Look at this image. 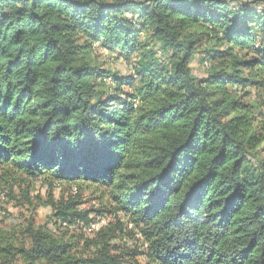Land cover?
<instances>
[{"label": "trees", "instance_id": "trees-1", "mask_svg": "<svg viewBox=\"0 0 264 264\" xmlns=\"http://www.w3.org/2000/svg\"><path fill=\"white\" fill-rule=\"evenodd\" d=\"M97 44L136 61L112 95L85 57ZM248 87L264 97V0H0V185L111 190L145 264H264V99L245 101ZM48 204L55 224L91 229L75 201ZM29 238L0 231V264H124L104 229L81 254L44 229Z\"/></svg>", "mask_w": 264, "mask_h": 264}, {"label": "rangeland", "instance_id": "rangeland-1", "mask_svg": "<svg viewBox=\"0 0 264 264\" xmlns=\"http://www.w3.org/2000/svg\"><path fill=\"white\" fill-rule=\"evenodd\" d=\"M105 1L110 3L113 0ZM140 42L148 44L150 49L157 48L148 32L140 35ZM203 50L200 48L197 51L195 61L191 66L198 78L206 77L210 68L209 63H202ZM85 57L92 67L104 70L111 75L104 80H97L100 89L108 90L114 87L113 75L129 77L135 74L136 61H127L118 53L109 51L98 44ZM165 65L170 67L168 60L165 61ZM111 89L107 92L112 95L113 89ZM125 91L130 93L128 89ZM247 92H250L252 96H248L245 101L255 100L257 105L263 102L264 97L257 90L248 87ZM256 113L258 115L261 111L257 109ZM16 179L17 182L10 180L8 184L0 185V231L4 234L18 242L25 241L29 245V231L44 229L54 238L72 243L71 253L81 254L86 250L85 241L97 238L98 232L104 229L113 237L111 241L113 254L120 257L124 264L146 263V257L139 255L147 249L140 229L132 223L129 215L110 212L109 205L114 204L110 201L111 190L85 180L70 185L53 181L47 177L28 179L20 176ZM50 198L60 203L75 201L77 211L92 220L91 229L83 221L78 222L77 226L52 222L53 208L48 204ZM102 211L105 214H101Z\"/></svg>", "mask_w": 264, "mask_h": 264}, {"label": "bare ground", "instance_id": "bare-ground-1", "mask_svg": "<svg viewBox=\"0 0 264 264\" xmlns=\"http://www.w3.org/2000/svg\"><path fill=\"white\" fill-rule=\"evenodd\" d=\"M207 67V66H206Z\"/></svg>", "mask_w": 264, "mask_h": 264}]
</instances>
